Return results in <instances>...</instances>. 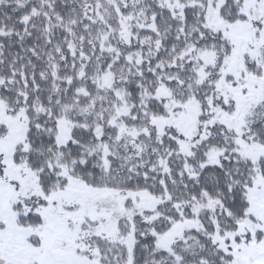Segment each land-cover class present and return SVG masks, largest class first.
I'll return each mask as SVG.
<instances>
[{
  "label": "snow or ice",
  "instance_id": "snow-or-ice-1",
  "mask_svg": "<svg viewBox=\"0 0 264 264\" xmlns=\"http://www.w3.org/2000/svg\"><path fill=\"white\" fill-rule=\"evenodd\" d=\"M0 264H264V0H0Z\"/></svg>",
  "mask_w": 264,
  "mask_h": 264
}]
</instances>
